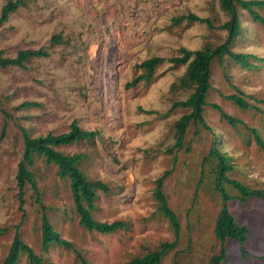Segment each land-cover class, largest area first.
<instances>
[{
	"label": "rangeland",
	"instance_id": "374dc122",
	"mask_svg": "<svg viewBox=\"0 0 264 264\" xmlns=\"http://www.w3.org/2000/svg\"><path fill=\"white\" fill-rule=\"evenodd\" d=\"M24 1L25 6L0 27V51L3 57L14 58L21 50L45 48L49 57L33 59L24 68L0 69V134L6 126L0 140V264L16 233L42 258V264H126L171 242L172 230L153 197L155 180L167 170L171 173L163 192L178 217L180 236L162 264H207L219 251L213 229L221 200L214 190L215 162L211 159L204 166L202 162L215 138L219 151L231 158L234 170L227 176L264 191V150L244 126L230 127L208 104L203 116L211 131L190 125L184 148L175 152L172 163L166 152L174 143L173 124L188 110L168 111L190 92L172 94L168 89L185 67L165 62L155 70L151 84L142 81L130 89L125 85L144 73L137 67L144 60L169 59L182 47L195 51L207 43L222 44L227 32L221 26L229 15L221 11L218 0ZM4 3L0 0V10ZM240 12L248 42L237 43L233 51L264 59V28L247 24ZM188 14L209 19L213 28L172 24L173 19ZM53 37L60 42L51 43ZM254 65L255 69L248 70L228 59L222 65L214 62L213 89L207 99L256 129L264 144V107L260 106L259 114L245 112L222 97L233 94L234 85L250 98L264 99V62ZM24 102L39 107L18 109ZM74 120L82 130L97 132L96 137L57 150L64 155H86L81 171L89 181H101L109 189L106 195L97 192L94 218L104 223L122 221L126 227L109 235L81 228L67 181L58 179L54 165L35 157L33 171L46 215L60 238L73 248L51 246L43 252L41 212L34 193L26 187L23 204L17 199L22 129L31 138L59 135ZM188 146L189 152L185 151ZM228 192L235 195L230 187ZM234 206L238 223L249 226L250 241L244 248L246 257L235 245L227 264H264V200L249 201L246 209ZM18 264H27L26 256Z\"/></svg>",
	"mask_w": 264,
	"mask_h": 264
},
{
	"label": "trees",
	"instance_id": "16d2710c",
	"mask_svg": "<svg viewBox=\"0 0 264 264\" xmlns=\"http://www.w3.org/2000/svg\"><path fill=\"white\" fill-rule=\"evenodd\" d=\"M218 3L221 11L227 13L230 17L221 26V29L227 32L226 39L222 44L214 46L207 43L201 49L195 51L182 47L178 49L177 56L169 59L152 57L144 60L137 66L144 73L125 85L127 89H130L136 87L142 81L146 84H151L155 70L165 62L174 68L185 67L184 73L173 81L168 89L172 94H177L181 91L190 92L186 100L173 102L168 111L170 113L176 109L188 110V113L183 114L173 124L174 143L166 152L172 156V163L176 162L175 152H179L184 148L186 131L190 125H200L205 130L211 131L203 116L204 107L208 104L218 113L219 119L230 127H235L237 124L244 126L254 139L257 147L264 150L263 141L256 129L249 128L241 120L229 116L218 104H210L207 99V94L210 89H213L211 86V68L214 62L222 65L224 59H228L234 64L248 70L255 69V62H264V59L258 58L252 53L233 51V46L237 43L244 44L248 42L242 27V21L239 19V12H244L245 16L243 18H247V24L264 28V0H218ZM23 6H25L24 0H5L0 10V27L7 23L10 16ZM183 22L188 24H205L208 28H213L209 19H202L193 14L172 20L173 25H179ZM59 42L60 40L57 37L51 39V43L53 44ZM48 57L49 52L45 48L21 50L14 58L3 57V53L0 51V69L24 68L25 64L33 59ZM231 88L234 93L222 97L245 112L262 113L260 106L264 107V99L250 98L234 85H231ZM247 99H251L253 103H249ZM34 107H39V105L33 102H24L18 106V109ZM146 113L153 114L154 112L149 111ZM165 117L166 115H164ZM5 132L6 126L4 125L0 134V140L4 138ZM96 135L97 132L95 131L82 130L75 120L71 122L67 132L59 135L49 133L46 136L31 138L27 131L22 129L24 152L15 177L18 191L17 199L20 205H22L26 187H30L34 193V202L40 207L41 212L40 232L41 249L43 252H46L51 246L61 247L66 250H72L73 248L71 243L60 238L46 215V208L41 203L36 176L33 171L35 157L43 158L46 165H54L57 169L58 179L67 181L73 210L78 218V225L81 228L88 232L109 235L126 227L122 221L104 223L94 218L93 212L96 211L98 200L97 192L106 195L109 189L101 181H89L87 176L81 171L80 165L86 159V155H64L57 150V148L62 146L80 143L85 140H93ZM216 143L217 141L214 138L209 152L202 162V166L211 159L215 162L213 169L214 190L221 200V208L215 219L213 229L214 238L219 244V251L210 258L207 264H227L230 257L229 254L233 253L235 245H238L242 257L245 258L246 252L244 248L250 241L249 226L238 223L234 213V205L237 203L246 209L249 201L256 199L264 200V191L251 189L239 181L230 179L227 174L234 170L233 166L229 163L231 158L226 156L225 153H221ZM185 151L189 152V146L186 147ZM170 173L171 171L167 170L161 177L155 180L153 197L157 203L158 213L167 221L172 230L173 240L160 244L156 250L142 257L133 258L126 264H162L163 259L178 244L180 236L179 220L169 207L167 198L163 192L164 181L169 177ZM229 187L235 192V195H231L228 192ZM22 255L26 256L27 264H42V258L37 256L32 248L25 244L19 234L16 233L2 264H18ZM76 256L79 258L77 252Z\"/></svg>",
	"mask_w": 264,
	"mask_h": 264
}]
</instances>
